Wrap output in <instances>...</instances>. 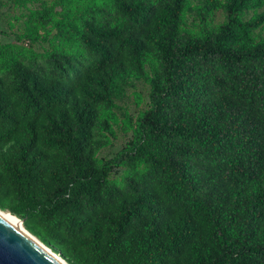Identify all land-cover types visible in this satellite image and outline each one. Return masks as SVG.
<instances>
[{
  "label": "trees",
  "instance_id": "obj_1",
  "mask_svg": "<svg viewBox=\"0 0 264 264\" xmlns=\"http://www.w3.org/2000/svg\"><path fill=\"white\" fill-rule=\"evenodd\" d=\"M0 209L68 264H264V0H0Z\"/></svg>",
  "mask_w": 264,
  "mask_h": 264
},
{
  "label": "water",
  "instance_id": "obj_2",
  "mask_svg": "<svg viewBox=\"0 0 264 264\" xmlns=\"http://www.w3.org/2000/svg\"><path fill=\"white\" fill-rule=\"evenodd\" d=\"M19 221L22 224V220ZM0 264L60 263L30 236L0 216Z\"/></svg>",
  "mask_w": 264,
  "mask_h": 264
},
{
  "label": "bare ground",
  "instance_id": "obj_3",
  "mask_svg": "<svg viewBox=\"0 0 264 264\" xmlns=\"http://www.w3.org/2000/svg\"><path fill=\"white\" fill-rule=\"evenodd\" d=\"M0 216L3 217L8 222H10L11 224H13L14 226H16L17 228H19L21 231H23L24 233H26L28 236H30L40 247H42L46 252H48L50 255H52L60 264H68L66 261H64L63 259H61L57 254H55L52 251V249H49L48 247H46L45 245H43L36 237H34L33 235H31L22 226V224L20 223V221L18 219H16L12 215H10L9 213H7L6 211L1 210V209H0Z\"/></svg>",
  "mask_w": 264,
  "mask_h": 264
},
{
  "label": "rangeland",
  "instance_id": "obj_4",
  "mask_svg": "<svg viewBox=\"0 0 264 264\" xmlns=\"http://www.w3.org/2000/svg\"><path fill=\"white\" fill-rule=\"evenodd\" d=\"M4 40H6V37H2ZM7 212V211H6ZM8 213V212H7ZM11 215V214H10ZM13 217H15L14 215H12ZM16 218V217H15ZM17 219V218H16ZM23 226V225H22ZM32 235V234H31ZM65 261V260H64Z\"/></svg>",
  "mask_w": 264,
  "mask_h": 264
}]
</instances>
